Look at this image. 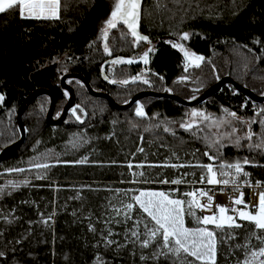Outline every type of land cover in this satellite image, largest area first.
<instances>
[{
  "label": "trees",
  "instance_id": "trees-1",
  "mask_svg": "<svg viewBox=\"0 0 264 264\" xmlns=\"http://www.w3.org/2000/svg\"><path fill=\"white\" fill-rule=\"evenodd\" d=\"M105 13L104 0H61L58 19H21L18 10L0 14V95L5 97L0 102V152L20 138L16 113L33 91H50L54 119L59 117L68 98L60 88L66 74L84 77L94 91L106 93L118 105L144 91L169 93L179 86L186 93L204 85L195 89L196 98L225 76L257 96L264 95V0H145L141 30L155 43L145 66H116L104 57L94 35ZM184 33L189 39H182ZM174 42L190 55L204 57L200 66L186 60L172 46ZM137 75L150 84L131 82ZM125 79L130 81L127 85L119 83ZM67 83L79 106L77 115L85 114L86 121L79 124L68 114L63 123L49 125L45 120L49 98L34 99L22 117L23 144L0 161V252L4 253L0 264H95L97 256L105 264H188L192 258L183 253L179 259L159 254L160 238L146 249L141 247L140 241L147 238L144 222L154 225L138 206L132 213L141 221L138 228L133 220H124L122 205L131 201L134 191L172 190L173 186H159L162 183L156 181L184 173H195L197 179L204 169L162 166L171 163L167 157L188 151L194 153L195 164L210 162L203 155L206 150L218 156L216 164H243L247 158L257 166L245 165V169L264 183V150L249 149L246 140L236 147L235 137L206 149L209 139L218 138L216 127L200 118L198 128L179 127L193 109L213 119L227 117L223 109L244 120L264 119L257 116L264 103H252L231 86L191 108L167 99H142L148 118L138 119L134 106L117 111L105 100L90 96L77 80ZM233 123L240 129L238 135L247 132L246 125ZM165 127L170 131L165 132ZM252 130L261 133V125L252 124ZM228 131L219 129L221 134ZM84 158L85 163H75ZM41 162L49 168L34 167ZM129 163L134 165L131 169ZM137 164L144 165L138 168ZM16 168L24 171H9ZM131 171L136 184H131ZM113 208H121L119 217ZM186 226H196L191 217ZM134 229L140 233L139 240L131 236ZM109 230L117 243L105 247L101 233L107 236ZM247 242L218 237L216 264H243L246 251L251 250L243 247Z\"/></svg>",
  "mask_w": 264,
  "mask_h": 264
},
{
  "label": "snow or ice",
  "instance_id": "snow-or-ice-1",
  "mask_svg": "<svg viewBox=\"0 0 264 264\" xmlns=\"http://www.w3.org/2000/svg\"><path fill=\"white\" fill-rule=\"evenodd\" d=\"M140 5L141 0H115L110 15L104 22V26L101 29V35L104 40L107 41L110 29H117L119 24H123L127 28L128 32L131 33L132 37H134L135 41L148 42L149 38L147 36L139 35L137 32V21L139 18L138 10ZM58 8L59 0H0V14L18 10V14L21 19H58ZM182 39H189V35L187 33L182 34ZM254 43H258V41H254ZM133 46L135 47V44ZM172 46L183 52L185 59L189 60L190 63L196 67H199L200 62L204 59L202 56L195 54L190 55L179 44L174 43ZM151 51L152 49L149 48L148 51L141 57L144 63L148 62L147 57ZM104 52L106 55L111 56V51L109 50L107 43L104 45ZM134 62L135 61L131 58H116L111 61L114 65H130ZM137 80H141V76L137 75L136 77L131 78V82H136ZM129 82L130 81L127 79L119 81V83L123 85H127ZM141 82L150 84V81L148 80H141ZM109 83H117V81L109 80ZM165 91L169 90L165 89ZM68 95V92H65V96ZM4 99L5 97L0 95V102ZM192 99H195V96H193ZM244 107H246V105H241L242 109ZM77 108H79V106H77ZM77 108L72 109L71 114L75 116L78 121L83 123L77 115ZM223 111L227 113V117H231V119H227V117L213 119L208 114L193 109L191 116L194 119L191 121L181 122L179 127L185 131L198 128L199 123L195 118H200L203 121L208 122L210 127H216L218 130V138L215 140L209 139L206 144V149L215 147L225 139L232 140V138L235 137L232 142L236 147H242L243 145L241 142L246 140L248 141L247 147L249 149L256 148L264 150V119L244 120L234 111H228L227 109H223ZM135 115L141 118L145 116V113L139 104H137ZM257 116H264V109H262L260 113H257ZM233 121H236L241 125H246L247 132L243 135H238L240 129L236 127ZM255 123H259L261 125L262 131L259 134L254 133L252 130V124ZM221 127H226L230 129V131L221 134L219 133V129ZM164 131L169 132L170 130L165 127ZM86 142L87 141H85V143ZM138 151L142 152L143 149L140 148ZM217 152H219L218 149ZM203 155L206 156L211 163L188 165L180 163L164 164L162 166L172 168L193 167L206 169V176L202 173L198 181L199 183L204 184L206 182L208 185H221L224 187L232 185L234 191L239 190L238 177L240 175H243L244 177H248L250 175L248 172L243 171L242 164L239 161L235 163L221 161L217 165V155L211 154L208 150L204 151ZM86 161L87 158H84L82 160L75 161V163L82 164ZM243 165L257 166L247 158L243 160ZM49 166V164L43 162L36 163L34 165L37 169H47ZM128 167L131 169L132 165L129 164ZM137 167H143V165H137ZM232 170H234V174ZM9 171L23 172L24 169L16 168L9 169ZM140 175H143V173H140ZM193 176H195V173H193ZM42 178L43 177L41 176H37V179ZM131 182L135 183L136 181L133 180ZM156 182L162 184L180 185L181 183H187L188 181L180 178L172 180L162 179ZM244 184L249 187L252 186L247 180L244 181ZM260 184L261 182L257 181V186H260ZM184 195L189 197L187 201L179 198H172L168 193L163 191H140L139 194H132L131 201H134V203L130 201L122 205L124 220H133L136 228H138L141 223L140 220H135L132 215L136 206L139 207L142 213L146 214L154 225L153 227H149L148 223L146 221L144 222L147 238L140 241L142 248L146 249L150 247L153 242H157L158 238H160L157 243V252L165 257L172 254L179 259L181 253H183L185 257L192 258V261H189L188 264H193V261L199 262V264H216V233L213 230H209L207 226L213 225L216 230H223L225 227L228 229L241 228L244 225L237 222V219H239L240 221H247L253 226L254 231L252 232V235L261 245L259 248L252 247L250 242L243 245L245 249H251L250 251H246L243 264H264V191L259 193L258 203L255 201L253 202L252 206L256 208L254 213L245 210L248 205L245 203L243 191H239V195L233 198L232 202L236 206L243 205L244 207H233L230 211L235 213V216L226 214L229 212V209L224 205H216L215 211L212 215L197 216V209L208 211L213 208V196L209 195L207 191L202 189L187 191ZM197 196L206 197V203H202ZM112 211L116 213L117 217L121 215V208H113ZM216 213H218V215ZM187 216L193 217L194 221L198 225H203V227H187L185 224V218ZM44 223H47V221L45 220ZM89 230L95 231V229L91 226ZM112 236L113 233L111 230L108 231L107 236H104L103 233H101V239L103 240L105 247H109L113 243H117L111 239ZM131 236L139 240L140 233L134 229L131 231ZM17 243H19V241H17ZM123 246L124 245H118V247ZM0 257H4L3 252H0ZM158 258L159 256L157 255V259ZM141 259L143 260L145 257L142 255ZM95 264H105V262L100 256H97L95 258Z\"/></svg>",
  "mask_w": 264,
  "mask_h": 264
},
{
  "label": "water",
  "instance_id": "water-1",
  "mask_svg": "<svg viewBox=\"0 0 264 264\" xmlns=\"http://www.w3.org/2000/svg\"><path fill=\"white\" fill-rule=\"evenodd\" d=\"M138 26H139V18L137 21V29H138ZM68 80H77L78 82H80L84 86V88L86 89L87 93L90 96H92L94 98H100V99L105 100L106 103L111 108H113L117 111H127V110L131 109L137 102H139L145 98L167 99V100H171V101L177 103L178 105H180L182 107H186V108L196 107V106L202 104L203 102H205L206 100H208L209 98L216 95L224 86H227V85L231 86L236 92L244 95L252 103H255V104L264 103V95L257 96L254 93H252L249 89L235 83L229 76H225V77L219 79L218 81H216L213 85L208 87L206 90L201 92L195 99H192L190 101L184 100V99L179 98L176 95L170 94V93H156V92H151V91H144V92H140L137 95L133 96L126 104L118 105L106 93L94 91L91 88V86L89 85L88 81L84 77H81V76L76 75V74H66V75L62 76L60 79V88L64 92H68L69 95H68L67 101H66L59 117L57 119H54L55 100H54L53 94L50 91H47L45 89H37V90L33 91L31 94H29L24 99L22 105L20 106V108L18 109V111L16 113V123H17V127H18V130L20 133V138L18 139V141L11 144L10 146L4 148L0 152V161L8 153L12 152L13 150L18 149L23 144L24 139H25V129H24L23 124H22V117H23V114H24L26 108L34 99H37L41 96H46L49 98V101H50L49 107H48V110H47V113L45 116L46 123L49 125L56 126V125L63 123L65 118L67 117V115L72 113V109L76 108L75 94H74L72 87H70L68 85V83H67ZM73 117L76 120V122L79 124H83L87 119V116L84 114V117L80 118V120L83 121V123H81L80 121H78L76 119L75 116H73Z\"/></svg>",
  "mask_w": 264,
  "mask_h": 264
},
{
  "label": "rangeland",
  "instance_id": "rangeland-1",
  "mask_svg": "<svg viewBox=\"0 0 264 264\" xmlns=\"http://www.w3.org/2000/svg\"><path fill=\"white\" fill-rule=\"evenodd\" d=\"M40 20V19H39ZM97 46H99V42L98 41H96V42H94ZM175 44H177L176 42H174ZM174 43H172V44H174ZM116 66H119V64H117ZM114 67V66H113ZM141 80H145V79H143V78H141ZM141 80H139V82H141ZM69 85V84H68ZM203 86L204 85H201V86H199L198 88H193L192 89V91H190V92H186V93H184V91H181L183 88H180L179 86H177L179 89H177V88H175V90H172V91H169V93L170 94H175L177 97H179V98H182V99H184V100H187V101H190V100H192V97L193 96H196V94H197V91H195V89H202L203 88ZM181 89V90H180ZM191 112H192V110H190L188 113H187V121H191V120H193L194 118L191 116ZM134 113V112H133ZM7 117H9L8 115H7ZM196 120L198 119V118H195ZM140 142H141V139H140ZM138 149H140V144L138 145V148H137V150ZM138 153H141L140 151H138ZM167 159L168 160H170V159H172V160H170L171 161V163L170 164H180V163H182V164H185V165H188L187 163H189V164H195L194 162H193V159H194V153H192V152H190V151H188V152H184V153H179V154H173L172 155V157L170 158V157H167ZM173 162V163H172ZM209 163H211V162H209ZM129 164H131V163H129ZM128 164V165H129ZM132 165V167L134 166L133 164H131ZM137 165H144V164H137ZM137 165H135L136 167H137ZM218 165V164H217ZM138 168H140V167H138ZM184 167H182V168H179V169H183ZM242 168H244L245 169V165H243L242 164ZM187 169H196V168H193V167H188ZM198 169V168H197ZM193 172V171H192ZM205 174V176H206V169H204L203 170V172H201L200 173V175L201 174ZM135 173H134V171H131V175H132V181L133 180H135L136 181V175H134ZM186 173H184V174H179L178 175V177L177 178H174V179H180V178H183L184 180H186V181H188L187 183H181L180 185L182 186V188L184 189V190H177V192H176V189L178 188H181L180 186H176V185H173V184H165L166 186H168V187H174V189H172V190H163V189H156V190H152V189H143V190H137V191H134L135 192V194H139V192L140 191H163V192H166V193H168L172 198H179V199H182V200H185V201H187L188 199H189V197H186L185 195H184V193L185 192H187V191H191V187L189 186V187H187V185H196V184H201V183H199V182H197V181H199V178H200V175L198 176V178L197 179H195L194 178V176L193 175H190V174H188V175H185ZM191 174H193V173H191ZM190 175V176H189ZM1 177V176H0ZM4 181H14L13 179H10V178H5V179H3ZM197 180V181H196ZM206 183V182H205ZM131 184H136V182L135 183H133V182H131ZM164 184H160L159 186H163ZM186 206V205H185ZM188 217H191V216H187L186 218H185V224H186V221H187V219H188ZM192 218V220H193V222H194V224L196 225L195 227H203V225H198L195 221H194V219H193V217H191ZM237 222L238 223H240V224H242V225H244L243 227H241V228H233V229H228L227 227H225L223 230H216L215 228H214V226L213 225H208L207 227H208V229L209 230H213V231H215V233H216V238H218V237H228V238H230V237H235V238H241V239H245V240H247L248 242H250L251 243V246L252 247H254V248H259L261 245H260V243H259V241H257L256 239H255V237L252 235V232L254 231V229H253V226L250 224V223H248L247 221H240L239 219L237 220Z\"/></svg>",
  "mask_w": 264,
  "mask_h": 264
},
{
  "label": "flooded vegetation",
  "instance_id": "flooded-vegetation-1",
  "mask_svg": "<svg viewBox=\"0 0 264 264\" xmlns=\"http://www.w3.org/2000/svg\"><path fill=\"white\" fill-rule=\"evenodd\" d=\"M59 0V4H60ZM106 6V13L102 16L97 24L95 35H94V42H99V47L103 52L104 57L108 58V61H112L116 58H123V59H133L135 62L132 64H139L141 63L143 66L146 63L143 62L141 57L145 52L148 51L149 48L152 49L149 52L147 60H150V56L154 51L155 43L152 41H135L134 37H132L131 33L128 32L127 28L123 24H119L117 29H110L107 41L104 40L103 36L101 35V29L104 26V22L110 15L112 10V6L115 3V0H104ZM145 0H141V5L139 8V26L137 32L139 35L146 36L141 30V13L142 8L144 5ZM58 17H59V8H58ZM148 37V36H147ZM107 43L109 50L111 51V56L106 55L104 52V45ZM135 44V47L133 46ZM130 64V65H132Z\"/></svg>",
  "mask_w": 264,
  "mask_h": 264
},
{
  "label": "built area",
  "instance_id": "built-area-1",
  "mask_svg": "<svg viewBox=\"0 0 264 264\" xmlns=\"http://www.w3.org/2000/svg\"><path fill=\"white\" fill-rule=\"evenodd\" d=\"M137 104H139L142 107V109L145 113V116L143 118L137 117L135 115ZM134 115L138 119H147L148 118L146 111H145V108L140 101L134 105ZM232 171L234 174V170H232ZM243 171L248 172L250 175L248 177H244L243 175H240L238 177V182H239V190L238 191H234L232 185H229L227 187H224L221 185L213 186V185H208L207 183L196 184V185H187V187L190 186L192 188L191 191L202 189L204 191H207L209 195L213 196V208L211 210H208V211H202L200 209H197L196 210L197 215L198 216L212 215L215 211L216 205H224L229 209V212L226 214L235 216L236 214L232 213L230 210L233 207H240V208L244 207L243 205L236 206L232 202V199L239 195V191H243L245 203L248 205V207L245 210H248V211H251L254 213L256 211V208L253 207L252 205H253L254 201L258 203V195L261 191H264V183L261 182L260 186H257V180L253 178L251 173L244 168H243ZM245 180H247L252 186L249 187V186L245 185L244 184ZM178 186L182 187L181 185H178ZM177 190H178V188L176 189V192H177ZM197 198L200 199L202 203H206V197L197 196ZM216 214L218 215V213H216Z\"/></svg>",
  "mask_w": 264,
  "mask_h": 264
}]
</instances>
